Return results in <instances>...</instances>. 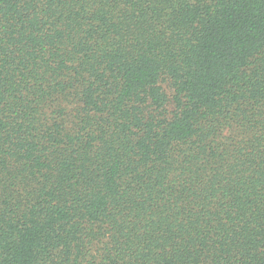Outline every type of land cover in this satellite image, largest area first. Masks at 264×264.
<instances>
[{"label":"trees","instance_id":"trees-1","mask_svg":"<svg viewBox=\"0 0 264 264\" xmlns=\"http://www.w3.org/2000/svg\"><path fill=\"white\" fill-rule=\"evenodd\" d=\"M0 264H264V0H0Z\"/></svg>","mask_w":264,"mask_h":264}]
</instances>
